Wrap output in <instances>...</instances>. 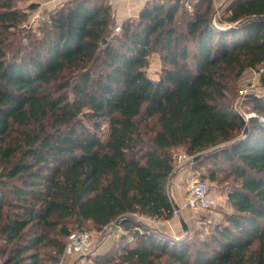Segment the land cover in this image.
<instances>
[{
  "label": "trees",
  "instance_id": "1",
  "mask_svg": "<svg viewBox=\"0 0 264 264\" xmlns=\"http://www.w3.org/2000/svg\"><path fill=\"white\" fill-rule=\"evenodd\" d=\"M18 1L0 0V264H60L73 228L120 219L97 264H264V94L246 135L225 96L264 69V0H152L119 33L104 0H68L27 44ZM179 149L232 177L231 212L197 238L141 220L172 219Z\"/></svg>",
  "mask_w": 264,
  "mask_h": 264
},
{
  "label": "rangeland",
  "instance_id": "2",
  "mask_svg": "<svg viewBox=\"0 0 264 264\" xmlns=\"http://www.w3.org/2000/svg\"><path fill=\"white\" fill-rule=\"evenodd\" d=\"M35 1L39 0H20L16 3L20 10H23L28 14L25 22L20 26L23 33H26L28 36V38L24 41L25 44H27L29 40L41 38V32L38 27L41 26L43 22L48 20L49 14L57 12L68 0L63 3H55L56 5H52L51 8H40V4H35ZM149 1L152 2V0ZM103 2L104 4H109L108 0H104ZM30 5H35L36 8L34 10H28V6ZM214 5L215 8L219 6L217 0H214ZM110 12L114 19L115 25L117 26L121 24L122 22H120L119 19L114 16L112 6H110ZM34 17L37 19L32 21ZM128 19L136 21L137 16L130 17ZM165 66L166 64L163 63L160 53H153L148 58V66L146 68L148 77L151 80L156 81ZM263 78L264 69L257 68L246 70L239 76H231L229 79L225 80V96L238 116L240 115L245 119L246 115L251 114L253 98L262 96L264 94V85H262L261 82V79ZM172 154V176L183 171L184 169L186 170L181 181V197L183 200L182 204L180 207L178 206V210L174 208V215L170 221L160 222L144 218L141 220L146 224L158 228L166 234L178 239H182L185 236L197 238L198 234H205L208 229H210V227L220 222L223 212H231L228 197L231 191L232 177L228 175L229 169L226 163H220L210 170L212 165L209 162H206L197 166L195 169H192L191 165L193 163L189 162L188 160L183 161L181 163L183 166L180 167L177 161V156L185 154L183 151L180 149L175 150ZM211 173L216 176L215 181H210L208 179V176ZM194 178H199L208 185L211 203L210 207L203 211L190 210L184 207V200L187 196L191 181ZM170 195L172 196L171 192ZM181 221L185 225V230L182 228ZM77 231H83L89 234L90 240L92 242V249L95 248L96 252L89 254L87 257H83L82 259H79L78 256L68 258L62 253L60 264H73L75 261H78V264H97L95 262V257L98 254L108 251L112 248L114 245V240L119 235L120 229L114 228L112 224L110 227L105 228L102 231H96L92 229L89 224H85L81 229L73 228L71 230V232ZM108 233L112 234L111 237L104 240Z\"/></svg>",
  "mask_w": 264,
  "mask_h": 264
},
{
  "label": "built area",
  "instance_id": "3",
  "mask_svg": "<svg viewBox=\"0 0 264 264\" xmlns=\"http://www.w3.org/2000/svg\"><path fill=\"white\" fill-rule=\"evenodd\" d=\"M184 6L187 11H190L192 8V0H185ZM36 19L37 18L34 17L32 21H35ZM119 32H120V25H117L114 28V33H119ZM253 115H254L253 113L246 115L245 120L247 121L249 118L253 117ZM192 159L193 157H188L185 154L177 156V161L180 167L183 166L181 165L183 161L188 160L189 162H191ZM210 203L211 201L209 198L207 183L199 178H194L191 181V185L188 189L187 196L184 200V207L190 210L203 211L210 207ZM91 248H92V242L90 240V236L88 233L83 231L72 232L66 238L63 255L65 257L71 258L85 254Z\"/></svg>",
  "mask_w": 264,
  "mask_h": 264
},
{
  "label": "crops",
  "instance_id": "4",
  "mask_svg": "<svg viewBox=\"0 0 264 264\" xmlns=\"http://www.w3.org/2000/svg\"><path fill=\"white\" fill-rule=\"evenodd\" d=\"M67 0H39L35 4H40V8H51L55 3H63ZM149 1V0H148ZM147 1V2H148ZM110 6L113 7L114 16L123 22L130 17H138L139 12L146 4L145 0H108ZM56 5V4H55ZM185 169L171 176L169 180V189L174 199L175 205L180 207L182 204L181 197V181L185 175Z\"/></svg>",
  "mask_w": 264,
  "mask_h": 264
},
{
  "label": "water",
  "instance_id": "5",
  "mask_svg": "<svg viewBox=\"0 0 264 264\" xmlns=\"http://www.w3.org/2000/svg\"><path fill=\"white\" fill-rule=\"evenodd\" d=\"M239 118H240V121H241V123L243 124V127H244L243 134L246 135V134H247L246 120H245L243 117H241L240 115H239ZM263 122H264V121H263ZM204 156H205V154L195 156V157H193V159L191 160V162H192V163H195V162L199 161L200 159H202ZM174 208H175L176 210H178V207H177L176 205H174ZM120 221H121V219L115 221V222L113 223V227H114V228H117L118 225H119V223H120ZM181 224H182V228H183V230H185V225L183 224L182 221H181ZM111 235H112L111 233H108V234L105 236V239H104V240L109 239V238L111 237ZM98 247H99V246H98ZM98 247H97V248H98ZM94 250H95V251H94ZM94 252H96V249H95V248H93V249L91 248V249H90L88 252H86L85 254L78 255V257H79V259H82L83 257H87L89 254H92V253H94ZM77 262H78V261H75L73 264H78Z\"/></svg>",
  "mask_w": 264,
  "mask_h": 264
}]
</instances>
